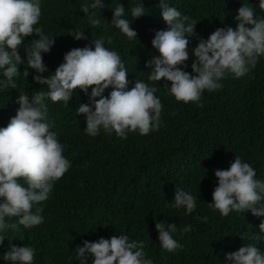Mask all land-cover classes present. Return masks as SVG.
Wrapping results in <instances>:
<instances>
[{"label": "trees", "instance_id": "1", "mask_svg": "<svg viewBox=\"0 0 264 264\" xmlns=\"http://www.w3.org/2000/svg\"><path fill=\"white\" fill-rule=\"evenodd\" d=\"M85 2L42 0L40 25L46 34L55 36L54 47L43 56L48 68L44 75L54 73L71 49L104 38L106 47L120 56L123 54L127 60L128 79L133 84L141 79L150 86L161 87L156 93L163 104L160 128L146 136L129 133L126 140L104 132L93 138L84 131L86 117L77 116L76 112L79 103L88 102L82 92H77L69 106L46 100V122L53 125L51 130L58 134L65 146L63 155L72 166L55 182L49 199L34 205L33 212L37 208L43 210L44 222L31 229L17 225L9 230L0 255L13 245L25 244L36 249L34 264H74L78 245L113 232L143 241L154 264H223L224 254L247 245L264 251V233L259 229L264 217L236 211L224 217L207 205L212 202L218 182L215 170L227 169L235 156L253 166L256 179L264 180V57L246 76L234 79L228 75L221 81L222 89L205 91L201 99L203 107L193 102H177L163 88V79L148 80L150 69L146 62L158 55L151 41L156 31L167 28L161 18L159 0H143L145 16L135 21L130 9L141 0H104L105 7L97 10L101 19L99 28L88 24L81 11ZM120 2L126 9V18L133 22L137 40H130L110 25L112 10ZM237 2L170 0V6L198 23L196 35L207 39L219 27L235 29ZM71 30L86 31L88 40L75 41L68 35ZM33 38H26L25 43ZM196 43L193 38L191 47ZM20 51L23 58V47ZM187 63L190 72L191 61ZM19 71L22 73L24 67ZM32 75L25 78L21 74L16 78V89L0 91V128L6 127L16 115L20 93L26 91L31 97L41 89ZM111 91L110 87L103 95L108 96ZM177 187L197 197V208L191 215L171 203ZM8 222L16 223V218ZM161 222L177 226L173 236L182 247L175 252L159 249L162 247L157 243L156 223ZM188 225L191 230L184 232ZM0 264L9 262L0 260Z\"/></svg>", "mask_w": 264, "mask_h": 264}, {"label": "clouds", "instance_id": "2", "mask_svg": "<svg viewBox=\"0 0 264 264\" xmlns=\"http://www.w3.org/2000/svg\"><path fill=\"white\" fill-rule=\"evenodd\" d=\"M104 7V0H86L81 11L89 25L101 26L97 10ZM235 7V29L219 27L204 39L196 35L198 23L190 16L170 6V0H159L161 18L167 28L156 31L151 41L158 55L146 62L150 69L148 80L163 79V88L177 102H193L203 107L201 99L205 91L222 89L221 81L228 75L234 79L246 76L259 58L264 57V0H238ZM145 9L143 0L130 9L134 21L145 16ZM112 12L110 25L130 40H137L133 22L126 18L121 2ZM41 16L42 0H0V91L16 89V78L21 74L28 78L33 72V81L41 85L31 97L26 91L20 93L16 115L6 127L0 128V247L4 245L6 233L17 225L31 229L44 222L43 210L37 208L33 212V207L49 199L55 182L72 166L63 155L65 146L51 130L53 125L46 122V100L69 106L77 92H82L88 102L79 103L76 112L77 116L86 117L84 131L93 138L104 132L126 140L129 133L146 136L158 131L161 125L163 104L156 95L161 87L150 86L141 79L133 84L128 79L127 60L123 54L120 56L106 47L104 38L71 49L55 72L45 76L48 68L43 56L54 47L55 36L46 34L40 25ZM85 32L71 30L68 35L75 41H87ZM28 37L34 38L25 43ZM193 38L197 43L191 47ZM189 61L190 72L187 71ZM110 87L112 91L104 96ZM214 175L218 182L212 202L207 204L209 208L224 217L234 211L264 217V180L256 179L250 163L235 156L227 169H216ZM171 203L191 215L197 208V197L177 187ZM10 218H16V223H9ZM156 229L161 251L171 253L182 247L173 236L177 232L175 223H156ZM259 229L264 233V220ZM190 230L191 225L183 228L184 232ZM145 250L143 241L133 240L124 233H106L78 245L73 263L89 264L91 259V264H154ZM35 255L36 249L32 246L13 245L0 255V260L9 264H34ZM223 264H264V251L247 245L224 254Z\"/></svg>", "mask_w": 264, "mask_h": 264}]
</instances>
